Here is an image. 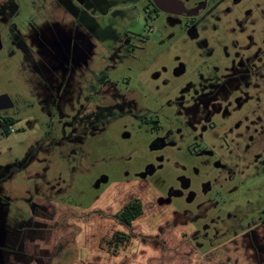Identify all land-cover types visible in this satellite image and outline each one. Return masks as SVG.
Here are the masks:
<instances>
[{
    "label": "rangeland",
    "instance_id": "rangeland-1",
    "mask_svg": "<svg viewBox=\"0 0 264 264\" xmlns=\"http://www.w3.org/2000/svg\"><path fill=\"white\" fill-rule=\"evenodd\" d=\"M151 2H92L74 17L67 0H0V120L15 121L9 134L0 126L7 247L33 211L46 217L37 206L49 199L91 220L97 238L141 235L162 264H226L228 250L257 264L234 237L264 227V0L200 17L148 14ZM79 16L88 48L58 51ZM102 71L123 95L109 84L93 102ZM150 165L158 170L142 185ZM171 192L183 196L168 201ZM129 193L144 211L125 227L115 217Z\"/></svg>",
    "mask_w": 264,
    "mask_h": 264
},
{
    "label": "crops",
    "instance_id": "crops-1",
    "mask_svg": "<svg viewBox=\"0 0 264 264\" xmlns=\"http://www.w3.org/2000/svg\"><path fill=\"white\" fill-rule=\"evenodd\" d=\"M37 207L48 209L49 215L42 217L32 213L36 219L23 227L13 248L7 247L0 237V264H162L161 255L142 252L150 244L140 243L138 238L141 235H132L135 236L134 240L130 236L129 240L119 243L117 247L113 237L116 233L97 238L99 234H93V222L81 220V216L70 211L71 207L49 199L40 200ZM53 216L57 219H53ZM159 225L161 223L157 227ZM13 227L14 224H8L7 227L0 224V230ZM117 233L122 232L118 230ZM0 236H3L1 231ZM132 240L134 248L127 251ZM231 253L229 250L223 253L225 258L219 261L242 264L235 260L236 253ZM213 255L209 263L215 260L216 255Z\"/></svg>",
    "mask_w": 264,
    "mask_h": 264
},
{
    "label": "flooded vegetation",
    "instance_id": "flooded-vegetation-1",
    "mask_svg": "<svg viewBox=\"0 0 264 264\" xmlns=\"http://www.w3.org/2000/svg\"><path fill=\"white\" fill-rule=\"evenodd\" d=\"M67 1L72 2L69 4V7L71 8V10H68V11L70 13H72V15L74 17H77L79 15V8L78 7H81V9H86L84 5H86V6L91 5L92 2H93L94 6H101L106 2V0H67ZM208 1L209 0H197L194 2V4L192 6H188L190 4V0H164L163 2H160L161 6H164V8L170 10V12H165V11L161 10L152 1L151 2V3H153L152 10L148 9L147 13L150 14V13L154 12L157 14L163 13V14L175 15V16H192V17L199 16L200 17L202 15L210 14L216 7L227 2L228 0H216V3L213 5V7L207 9L206 3ZM103 15H107L106 11L103 12ZM78 18H77V22L75 23L76 28H67L66 32L65 31L63 32L62 36H63V38H66V39L64 41V44L58 45L59 46L58 51L61 50L63 52H67V51H72L74 49H77V51H81V50H84L85 48H88V44H86L82 38L84 36H88V35L90 36V32H89V30L84 29L85 26H84L83 22L81 21L80 16ZM78 25L83 30H80L78 28ZM125 33L126 32H124V34ZM97 76L95 77V82H92L88 88L90 99L93 100V102H97V101H99V99L100 100L103 99L104 95H102L100 93V90L109 84H113L115 87L116 93L115 94L113 93V96L116 95V97H118V96L121 97L123 95V93H120L118 91V89H117L118 85L114 84L111 81L110 77L108 79H106L105 81L99 83ZM58 78H59L58 79L59 81L62 80L61 77H58ZM50 79H57V77H55V75H54V77H52ZM105 108L110 109V107H105ZM105 108L103 107V108L99 109L98 111L101 112V110H103ZM150 122L156 123L157 121L151 120ZM142 123L149 124V120H142ZM153 166L156 168V171H157L158 167H156L155 165H153ZM156 171H155V173H156ZM150 176H152V175L147 176V178ZM138 178L141 180L142 185H145V181L147 178H145V179L140 178V174H139ZM190 195H191V197L189 199V202H192L195 199L196 194L192 193ZM182 196H183V194L181 192H171L169 194L168 201H171L173 197H182ZM133 198H136L135 195L132 193H129L128 199H127L125 205ZM199 207H201V206H199ZM41 209H42V211H41L42 213L46 212L45 214L47 216L49 215V213L47 211L48 209L47 210L45 208H41ZM199 210L201 211L202 217H203L204 213H205L203 211V208L201 207V208H199ZM175 213H176L175 214L176 216H182L184 218V221L190 222L189 220H187L188 219V217H187L188 212L183 213L184 215H182L179 211H176ZM33 214H34V211H33ZM34 215H36V214H34ZM250 230L245 231L243 233V235H241V236L235 235L234 239L236 238V240H237L238 238H240V240L243 241L244 244L249 247L248 250H254V257H255L254 259L256 262L258 261L257 264H264V233H263L264 227L258 226L257 229H254L252 231H250ZM235 241L231 242V244L234 243ZM252 264H256V263H252Z\"/></svg>",
    "mask_w": 264,
    "mask_h": 264
},
{
    "label": "trees",
    "instance_id": "trees-1",
    "mask_svg": "<svg viewBox=\"0 0 264 264\" xmlns=\"http://www.w3.org/2000/svg\"><path fill=\"white\" fill-rule=\"evenodd\" d=\"M97 78L98 82L100 83L108 79L109 74L103 71L97 76ZM14 123L15 121L9 118H6L2 121L0 120V126L6 134H9L12 131L10 127L14 125ZM143 211L144 206L142 201L137 198H133L122 208V210L116 215L115 218H117L120 225L130 227L133 222L143 214ZM113 237L114 240H116L117 247L120 245L119 243H124L130 238L129 235H125L122 233H116ZM110 244H112V242H110Z\"/></svg>",
    "mask_w": 264,
    "mask_h": 264
},
{
    "label": "water",
    "instance_id": "water-1",
    "mask_svg": "<svg viewBox=\"0 0 264 264\" xmlns=\"http://www.w3.org/2000/svg\"><path fill=\"white\" fill-rule=\"evenodd\" d=\"M152 1L161 10H163L165 12H170V10L165 9L164 6H161V4H160V2H163L164 0H152ZM0 105H1V108H3L2 106L8 107L9 102H7V101L4 102V100L2 99V101L0 102ZM155 171H156V168L153 165H150L146 168V170L143 173L140 174V178L145 179V178H147V176L153 175L155 173Z\"/></svg>",
    "mask_w": 264,
    "mask_h": 264
}]
</instances>
